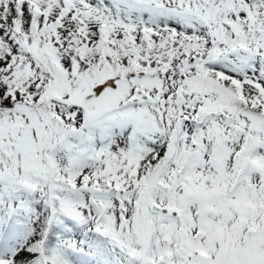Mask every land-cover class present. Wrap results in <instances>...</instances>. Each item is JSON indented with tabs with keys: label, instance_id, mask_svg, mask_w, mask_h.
Masks as SVG:
<instances>
[{
	"label": "snow or ice",
	"instance_id": "6c2138e0",
	"mask_svg": "<svg viewBox=\"0 0 264 264\" xmlns=\"http://www.w3.org/2000/svg\"><path fill=\"white\" fill-rule=\"evenodd\" d=\"M0 264H264V0H0Z\"/></svg>",
	"mask_w": 264,
	"mask_h": 264
}]
</instances>
